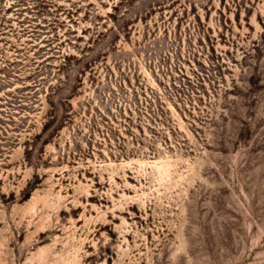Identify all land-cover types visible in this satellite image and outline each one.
Returning a JSON list of instances; mask_svg holds the SVG:
<instances>
[{
	"label": "rangeland",
	"instance_id": "374dc122",
	"mask_svg": "<svg viewBox=\"0 0 264 264\" xmlns=\"http://www.w3.org/2000/svg\"><path fill=\"white\" fill-rule=\"evenodd\" d=\"M0 264H264V0H0Z\"/></svg>",
	"mask_w": 264,
	"mask_h": 264
}]
</instances>
